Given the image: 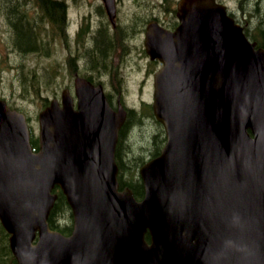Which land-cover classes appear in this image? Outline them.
<instances>
[{"label": "water", "instance_id": "1", "mask_svg": "<svg viewBox=\"0 0 264 264\" xmlns=\"http://www.w3.org/2000/svg\"><path fill=\"white\" fill-rule=\"evenodd\" d=\"M179 8L176 30L147 33L166 143L139 169L143 199L120 188L126 110L101 86L77 78V108L66 90L39 114L38 151L0 100V222L18 264H264V49L215 0ZM56 187L68 236L48 224Z\"/></svg>", "mask_w": 264, "mask_h": 264}, {"label": "flooded vegetation", "instance_id": "2", "mask_svg": "<svg viewBox=\"0 0 264 264\" xmlns=\"http://www.w3.org/2000/svg\"><path fill=\"white\" fill-rule=\"evenodd\" d=\"M14 1V0H13ZM180 0H115V18L111 20L108 14L106 2L97 0L95 13L98 20L92 19L84 27L81 23L79 29L71 28V20L68 14V5L65 0H16L13 12L22 16L28 28L32 31L36 43V51L28 53H40L46 56L50 41L58 42L60 45L72 42V39L80 41L84 38L88 26L87 61L86 68L97 70V75L78 74L77 63L74 56L68 59V67L77 77L89 78V82L100 84L104 87L106 95L113 100L115 97L106 89L105 77L111 70H118L121 74L126 70H137L143 74L141 83L149 82L151 71H155L159 65L157 59H152L145 49V34L147 25L156 22L162 27L173 30L178 24V3ZM227 6L228 14L239 23H260L264 19V0H217ZM55 3V7H52ZM0 18L11 40V51L24 55L18 48L14 47L16 31L13 23L6 15V10L0 7ZM132 29V30H131ZM27 52V51H26ZM17 72L22 74L27 71L26 65L21 63L16 66ZM149 76V77H148ZM19 86L22 85V94L30 93L27 88L28 75ZM75 82V80H74ZM68 90L76 100L74 83L66 86L60 95H54L52 100L61 101L63 91ZM123 95H117L116 102L123 100Z\"/></svg>", "mask_w": 264, "mask_h": 264}, {"label": "rangeland", "instance_id": "3", "mask_svg": "<svg viewBox=\"0 0 264 264\" xmlns=\"http://www.w3.org/2000/svg\"><path fill=\"white\" fill-rule=\"evenodd\" d=\"M68 5V14L71 20V28L79 29L82 25L98 20V15L94 14L97 0H65ZM236 4L233 1L232 4ZM0 18V96L9 100L10 104L18 107L29 115L32 119V124L35 127V132L38 134V124L35 123V116L44 107L45 98L50 100L60 95L62 90L71 83H74L75 73L71 72L68 67V59L74 56L78 66L77 72L82 75H97V70H89L86 68L87 61V42H88V26L85 31L84 38L80 41L72 39L69 44L64 43L63 48L57 41H50L47 44L48 53L46 56L40 53H25L20 55L11 51V40L7 36L5 26L1 23ZM258 23H244L246 27L256 29ZM28 68L22 74H18L16 66L23 63ZM158 68V67H157ZM148 80L141 83L143 74L137 70H126L123 72L122 79L118 70H111L104 78L107 83V89L113 95H124L125 105L136 111L135 117L139 116L142 111L143 104H152L153 102V71ZM28 75L27 88L34 91L38 97L25 93L26 96H21L22 85L24 81L22 76ZM134 133L130 137L132 145L136 142H144L146 136L153 134L158 126L151 119H147L134 127ZM137 147L141 146L136 144Z\"/></svg>", "mask_w": 264, "mask_h": 264}, {"label": "trees", "instance_id": "4", "mask_svg": "<svg viewBox=\"0 0 264 264\" xmlns=\"http://www.w3.org/2000/svg\"><path fill=\"white\" fill-rule=\"evenodd\" d=\"M16 0H0V7L5 8L6 15L10 17L15 28L14 47L28 53L36 51V43L32 31L28 28L22 16L14 14V4ZM52 3V7H55ZM255 28V27H254ZM255 30V31H254ZM246 35L252 40L257 41L258 46L264 48V19L256 25V29L251 31L250 27H245ZM27 51V52H26ZM48 103H45L47 105ZM143 110L139 112V116L135 117V110H130L128 117L120 130V137L117 144L116 159L119 165V182L120 187H129L138 200L144 196V186L139 177V168L150 158L158 156L163 145L166 142L165 133L162 125L157 122L152 114L151 105L143 104ZM147 119H151L158 126L157 130L146 136L144 142H136L132 145L130 137L134 133V127ZM136 144L141 146L137 147ZM31 145L34 150L39 147L38 138L31 132ZM58 199L48 218L51 229L58 230L65 235H69L73 228V216L71 208L67 203L64 194L56 189ZM147 235V239H148ZM0 264H18L16 258L12 254L9 245V234L3 228L0 222Z\"/></svg>", "mask_w": 264, "mask_h": 264}, {"label": "bare ground", "instance_id": "5", "mask_svg": "<svg viewBox=\"0 0 264 264\" xmlns=\"http://www.w3.org/2000/svg\"><path fill=\"white\" fill-rule=\"evenodd\" d=\"M132 30V29H131ZM116 101V100H115Z\"/></svg>", "mask_w": 264, "mask_h": 264}]
</instances>
